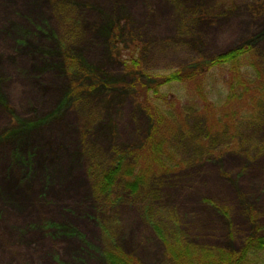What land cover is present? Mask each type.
<instances>
[{
	"label": "rangeland",
	"instance_id": "1",
	"mask_svg": "<svg viewBox=\"0 0 264 264\" xmlns=\"http://www.w3.org/2000/svg\"><path fill=\"white\" fill-rule=\"evenodd\" d=\"M245 43L264 70V0H0V264H104L112 244L171 264L154 227L167 241L229 251L262 232L264 105L258 126L236 121L235 140L208 139L190 113L191 137L175 139L180 171L104 213L91 196L92 173L148 129L126 88L125 48L163 71ZM63 52L77 69L65 70Z\"/></svg>",
	"mask_w": 264,
	"mask_h": 264
},
{
	"label": "trees",
	"instance_id": "2",
	"mask_svg": "<svg viewBox=\"0 0 264 264\" xmlns=\"http://www.w3.org/2000/svg\"><path fill=\"white\" fill-rule=\"evenodd\" d=\"M111 42L113 53L118 55L116 39ZM126 49L127 55H122L124 50L119 54L123 71L131 78L126 88L146 115L148 129L137 148L114 150L109 161L92 173L91 196L103 213L124 197L142 193L152 176L180 171L183 163L175 139L179 135L191 137L184 126L190 113L202 120L208 139L227 134L235 140L239 136L236 121L258 126L264 105V70L251 43L241 44L209 61L163 71L144 69L136 53L138 48ZM61 58L67 72L79 67L68 53L63 52ZM70 92L73 94V88ZM67 98L63 104L68 102ZM243 108L250 110L242 114ZM154 231L171 264H264V235H260L264 230L254 231L238 251L185 246L179 237L171 242L158 227ZM57 232L70 233L60 226ZM101 257L104 264H142L115 244L107 247Z\"/></svg>",
	"mask_w": 264,
	"mask_h": 264
}]
</instances>
